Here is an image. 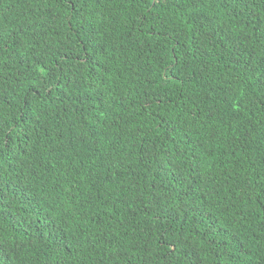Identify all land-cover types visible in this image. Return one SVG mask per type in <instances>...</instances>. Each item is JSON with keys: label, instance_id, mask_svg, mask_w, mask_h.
Wrapping results in <instances>:
<instances>
[{"label": "trees", "instance_id": "trees-1", "mask_svg": "<svg viewBox=\"0 0 264 264\" xmlns=\"http://www.w3.org/2000/svg\"><path fill=\"white\" fill-rule=\"evenodd\" d=\"M0 264H264V0H0Z\"/></svg>", "mask_w": 264, "mask_h": 264}]
</instances>
